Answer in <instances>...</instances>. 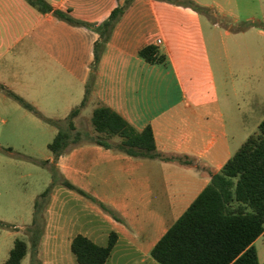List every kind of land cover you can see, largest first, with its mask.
Here are the masks:
<instances>
[{"label": "crops", "instance_id": "obj_1", "mask_svg": "<svg viewBox=\"0 0 264 264\" xmlns=\"http://www.w3.org/2000/svg\"><path fill=\"white\" fill-rule=\"evenodd\" d=\"M46 1L90 24L103 23L128 2L97 65L93 97L79 116L100 102L139 132L151 127L157 152L175 159L134 158L91 143L71 145L56 163L50 152L44 160L122 221L56 184L35 264H79L72 252L76 236L107 246L112 234L117 242L105 264H159L153 248L264 120V27L233 30L240 23L262 25L264 0H193L210 13L181 4L185 0ZM99 38L95 29L41 13L28 0H0V85L44 117L64 120L84 100ZM150 44L166 55L163 64L139 56ZM21 107L0 87L4 123L14 111L27 110ZM39 120L53 140L57 127ZM48 173L22 209L12 203L15 218L2 219L13 227L1 250L8 257L16 239H29L35 201L53 183ZM253 246L263 264L264 232ZM32 260L29 250L22 264Z\"/></svg>", "mask_w": 264, "mask_h": 264}, {"label": "trees", "instance_id": "obj_2", "mask_svg": "<svg viewBox=\"0 0 264 264\" xmlns=\"http://www.w3.org/2000/svg\"><path fill=\"white\" fill-rule=\"evenodd\" d=\"M177 2L176 0H170ZM41 13H52L60 20L74 26L93 28L99 33L95 44V58L86 85L85 97L81 105L64 120L44 117L32 104L19 95L0 87L22 107L33 112L45 122L57 127L58 132L48 144V150L56 163L61 154L73 144L91 143L124 153L134 158H159L173 160L157 152L154 133L151 127L139 132L111 108L102 103L93 110L92 126L96 134L90 135L77 130L75 119L93 97V82L97 65L101 59L112 31L124 13L127 4L116 8L110 17L101 24H90L75 19L71 13L54 9L46 0H28ZM181 4L199 13H210V9L185 0ZM229 26L231 22L228 21ZM260 24H241L234 27L237 32ZM139 56L152 65L163 64L166 55L157 44H150L139 51ZM13 152L12 149H7ZM35 164L48 166L53 183L40 194L34 205L33 221L28 241L18 238L4 264H22L31 251L32 264H35L39 244L44 232L45 208L52 188L61 184L93 202L99 204L114 218L122 219L111 209L99 203L88 193L65 180L54 163L48 160L29 158ZM188 163V161H183ZM0 227L12 225L0 221ZM264 232V120L258 133L251 135L240 149L228 160L220 173L214 175L210 184L202 191L183 216L167 231L156 244L151 256L159 264H260L253 243ZM117 242V236H110L107 246H99L85 236L78 235L72 242V252L79 264H105ZM264 264V263H263Z\"/></svg>", "mask_w": 264, "mask_h": 264}, {"label": "rangeland", "instance_id": "obj_3", "mask_svg": "<svg viewBox=\"0 0 264 264\" xmlns=\"http://www.w3.org/2000/svg\"><path fill=\"white\" fill-rule=\"evenodd\" d=\"M225 46V43L221 44L222 49ZM263 57L261 43V65H264ZM94 106L97 107L98 103L95 102ZM92 114L93 109L86 110L83 116L75 119L77 130L90 135L96 134L92 126ZM34 117L35 115L27 110L20 113L14 111L4 123L2 119L6 116L0 114V221L3 218H15L11 213L12 203L22 209L27 194L39 190L44 180L49 177L48 166H46L48 170H42L36 168L29 160L36 157L44 161L45 156L50 154L47 142L53 138V135L47 132V124ZM7 149H12L13 152ZM11 229L13 227L9 229L0 227V264L8 258V253L5 251L2 253L1 250L10 240L7 238V232Z\"/></svg>", "mask_w": 264, "mask_h": 264}, {"label": "built area", "instance_id": "obj_4", "mask_svg": "<svg viewBox=\"0 0 264 264\" xmlns=\"http://www.w3.org/2000/svg\"><path fill=\"white\" fill-rule=\"evenodd\" d=\"M158 44H161V41L160 40L158 41Z\"/></svg>", "mask_w": 264, "mask_h": 264}]
</instances>
